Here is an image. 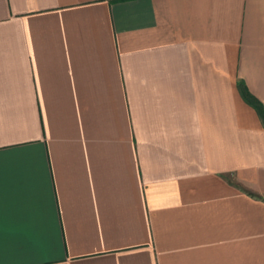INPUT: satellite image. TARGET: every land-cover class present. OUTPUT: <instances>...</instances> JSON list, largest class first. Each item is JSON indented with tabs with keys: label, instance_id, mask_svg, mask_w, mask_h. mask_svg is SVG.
<instances>
[{
	"label": "crops",
	"instance_id": "crops-1",
	"mask_svg": "<svg viewBox=\"0 0 264 264\" xmlns=\"http://www.w3.org/2000/svg\"><path fill=\"white\" fill-rule=\"evenodd\" d=\"M264 0H0V264H264Z\"/></svg>",
	"mask_w": 264,
	"mask_h": 264
},
{
	"label": "trees",
	"instance_id": "trees-1",
	"mask_svg": "<svg viewBox=\"0 0 264 264\" xmlns=\"http://www.w3.org/2000/svg\"><path fill=\"white\" fill-rule=\"evenodd\" d=\"M240 91L246 102H248L249 104H251L256 108V110L260 115V118L262 119V122L264 123V110L262 106L247 92L244 86H240Z\"/></svg>",
	"mask_w": 264,
	"mask_h": 264
}]
</instances>
